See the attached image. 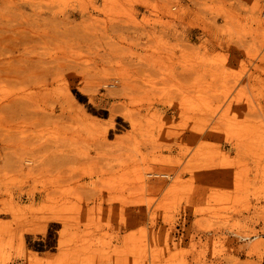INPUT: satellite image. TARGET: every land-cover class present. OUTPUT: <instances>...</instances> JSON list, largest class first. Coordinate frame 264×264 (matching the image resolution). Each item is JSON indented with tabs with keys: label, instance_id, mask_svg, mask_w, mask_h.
<instances>
[{
	"label": "rangeland",
	"instance_id": "rangeland-1",
	"mask_svg": "<svg viewBox=\"0 0 264 264\" xmlns=\"http://www.w3.org/2000/svg\"><path fill=\"white\" fill-rule=\"evenodd\" d=\"M0 58V264H264V0H0Z\"/></svg>",
	"mask_w": 264,
	"mask_h": 264
},
{
	"label": "bare ground",
	"instance_id": "bare-ground-1",
	"mask_svg": "<svg viewBox=\"0 0 264 264\" xmlns=\"http://www.w3.org/2000/svg\"><path fill=\"white\" fill-rule=\"evenodd\" d=\"M11 52H17V51L11 50ZM13 58H15V56ZM4 60H6V59L0 58V78H9V80L15 84H17V83L23 84V85H26V87H28V88L33 87V89H35L36 87H41V85H46L45 82L44 83L39 82V79H40L39 75L34 74V75L28 76V75H26V72H27L26 68L13 67V66H15L14 60H11L10 62H5ZM6 64L13 67L9 72L7 71ZM45 75H46V72H45L44 76ZM42 80L45 81L46 79H42ZM43 95H44V93H39V96H43ZM22 99H24L25 101L18 103L16 109H18V107H22V108L30 107V105H31L32 113H33V114H31V117H30V114L28 115V113H27L23 120L32 122L33 124H35L36 128L42 127L44 125L43 120L45 118H47V114L46 113L44 114L45 110H41V107L39 106V100H37V98H36V93H30L27 95V97L22 98ZM15 103H16V101L13 100V101L7 103V106L0 104V114L2 113V110L4 109V107H7L9 109L15 108V107H12ZM60 107H61L63 112H62L61 116H57V117L61 121L62 118H65L66 108L63 105H60ZM27 117H30V118L27 119ZM1 120L3 121L1 123V125L4 129H6V128L10 129L12 127V126H9L10 121L6 118L5 115L1 116ZM4 122L7 123L6 126H3ZM25 128L26 127H23L22 130H20L21 129L20 127H15V128H11V129H15L14 131H16V132H17V130H20L19 133L23 134V133H26V131H27ZM45 128H46V126H45ZM46 130H48V129L46 128ZM43 131H45V129H43L41 131V133L35 134L32 138H28L26 136L27 138H24V139L18 138V140L20 139L19 141L8 140L9 142L11 141L10 143L6 142L8 144H5V141L3 140L2 141L3 147L4 148H10L12 150H18V151L22 150L24 152L25 151H27V152L32 151V153L35 156L32 160L33 162L41 160L42 164L47 163L46 162L47 160L45 159L47 156L45 154L49 149L59 151V150L65 149L67 147V145L65 142L56 143V144H52L48 140L44 142V139L46 137L44 138L45 135L42 134ZM27 133L29 134V132H27ZM9 134H10V132H9ZM19 135H21V134H19ZM23 135H25V134H23ZM16 137H18V136H16ZM15 139H17V138H15ZM41 155H42V157H41Z\"/></svg>",
	"mask_w": 264,
	"mask_h": 264
}]
</instances>
